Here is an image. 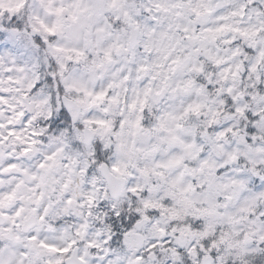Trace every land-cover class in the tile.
Segmentation results:
<instances>
[{"label": "snow or ice", "instance_id": "obj_1", "mask_svg": "<svg viewBox=\"0 0 264 264\" xmlns=\"http://www.w3.org/2000/svg\"><path fill=\"white\" fill-rule=\"evenodd\" d=\"M0 264H264V0H0Z\"/></svg>", "mask_w": 264, "mask_h": 264}]
</instances>
